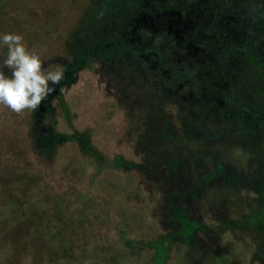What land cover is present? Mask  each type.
Wrapping results in <instances>:
<instances>
[{
	"label": "rangeland",
	"instance_id": "374dc122",
	"mask_svg": "<svg viewBox=\"0 0 264 264\" xmlns=\"http://www.w3.org/2000/svg\"><path fill=\"white\" fill-rule=\"evenodd\" d=\"M222 11V0H0V37L21 35L64 72L38 109L0 105V264H264V197L220 176L241 164L223 153L242 122L230 127L193 79L219 84ZM6 57L0 42L9 75ZM219 67L242 93L260 89L240 58Z\"/></svg>",
	"mask_w": 264,
	"mask_h": 264
},
{
	"label": "trees",
	"instance_id": "16d2710c",
	"mask_svg": "<svg viewBox=\"0 0 264 264\" xmlns=\"http://www.w3.org/2000/svg\"><path fill=\"white\" fill-rule=\"evenodd\" d=\"M223 2L225 23L223 26H216L219 31L216 41L213 40L214 64L211 67L216 73L213 79H218L219 84L214 86L208 81H200L196 77L193 79L202 91L208 90L211 95L214 92L215 98L212 99L221 109L227 110L229 122L232 123L230 127L239 132L235 117L242 122L239 126L243 131L242 141L237 146H229V151L223 153L229 158L241 157L237 159L241 164L238 167L224 165L220 175L224 183L238 185L242 190L245 187L252 195L264 197V0ZM233 57L237 60L240 58L247 66L255 67L260 80V89L257 92L242 93L241 88L236 87L239 84L238 76L231 72L221 73L218 69L221 61L230 59L233 62ZM197 64L200 65L195 62L194 66ZM210 65L208 64L209 67ZM206 74L212 75L209 69ZM232 166L236 169L231 170ZM240 167L245 168L246 172L238 169Z\"/></svg>",
	"mask_w": 264,
	"mask_h": 264
},
{
	"label": "clouds",
	"instance_id": "9594fccd",
	"mask_svg": "<svg viewBox=\"0 0 264 264\" xmlns=\"http://www.w3.org/2000/svg\"><path fill=\"white\" fill-rule=\"evenodd\" d=\"M0 42L7 47L4 66L10 73L0 72V105L16 114L38 109L64 79L62 68H44L40 57L28 51L19 34H4Z\"/></svg>",
	"mask_w": 264,
	"mask_h": 264
},
{
	"label": "flooded vegetation",
	"instance_id": "af4514ba",
	"mask_svg": "<svg viewBox=\"0 0 264 264\" xmlns=\"http://www.w3.org/2000/svg\"><path fill=\"white\" fill-rule=\"evenodd\" d=\"M186 1L188 2L189 0H186ZM222 3H223V11L221 12V14L223 15V14H225V9H224V5L225 4H224L223 0H222ZM198 6L199 7L200 6H202V7H205L206 6L207 7V4L206 5L205 4H199ZM216 20H218V18H216ZM212 21L215 23V20H212ZM192 32H193V30H192Z\"/></svg>",
	"mask_w": 264,
	"mask_h": 264
}]
</instances>
